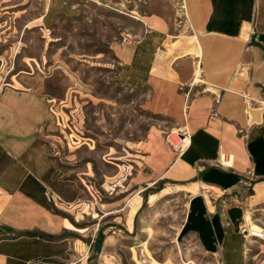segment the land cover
Listing matches in <instances>:
<instances>
[{"label": "crops", "instance_id": "obj_1", "mask_svg": "<svg viewBox=\"0 0 264 264\" xmlns=\"http://www.w3.org/2000/svg\"><path fill=\"white\" fill-rule=\"evenodd\" d=\"M36 1L43 5L39 20H46L69 14L79 0ZM182 5L186 36L173 39L166 17L151 14L138 40L113 49L117 81L144 93L143 106L185 134L184 148L176 151L164 140V128L152 126L128 185L195 186L193 217L202 220L205 204L211 215L200 223L206 241L218 244L224 264H249L250 247L238 228L240 204L264 206V0ZM189 38L195 54L179 53ZM167 41H180L181 48L163 58ZM58 131L46 95L0 83V264L73 261L70 219L86 194L58 156ZM244 219L248 237L262 233L249 214Z\"/></svg>", "mask_w": 264, "mask_h": 264}, {"label": "rangeland", "instance_id": "obj_2", "mask_svg": "<svg viewBox=\"0 0 264 264\" xmlns=\"http://www.w3.org/2000/svg\"><path fill=\"white\" fill-rule=\"evenodd\" d=\"M182 6V0H79L69 14L39 20L38 1L0 0V83L50 100L59 122L56 151L85 190L70 219L75 248L69 264H224L218 244L206 241L200 226L210 222L207 204L200 222L193 217L195 186L128 185L147 131L155 126L166 135L176 127L143 106L144 93L117 81L113 49L138 40L151 14L166 17L173 39L186 36ZM186 43L179 53L195 54L191 38ZM180 46L167 41L160 56ZM243 188L251 199V186ZM240 206L238 229L250 247L249 264H264V240L245 236L244 219L249 214L264 230V206Z\"/></svg>", "mask_w": 264, "mask_h": 264}, {"label": "built area", "instance_id": "obj_3", "mask_svg": "<svg viewBox=\"0 0 264 264\" xmlns=\"http://www.w3.org/2000/svg\"><path fill=\"white\" fill-rule=\"evenodd\" d=\"M128 42H130V40H126ZM177 135V137H179L178 139V143L177 144H174L172 141H171V138L173 136ZM165 141L166 143L172 147L174 150L176 151H181L184 146V141H185V134L182 132V131H179V129H171L166 135H165ZM181 141V142H180ZM240 229V228H239ZM245 229V228H244ZM242 230V229H241ZM263 233H257V234H254L255 236H252L253 238H256V239H261V240H264V230H262ZM241 233H244V231L242 230ZM245 236L248 238L249 236V232H246Z\"/></svg>", "mask_w": 264, "mask_h": 264}, {"label": "bare ground", "instance_id": "obj_4", "mask_svg": "<svg viewBox=\"0 0 264 264\" xmlns=\"http://www.w3.org/2000/svg\"><path fill=\"white\" fill-rule=\"evenodd\" d=\"M197 80V79H196Z\"/></svg>", "mask_w": 264, "mask_h": 264}]
</instances>
